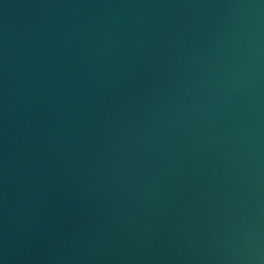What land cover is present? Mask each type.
I'll list each match as a JSON object with an SVG mask.
<instances>
[{
    "label": "water",
    "instance_id": "95a60500",
    "mask_svg": "<svg viewBox=\"0 0 264 264\" xmlns=\"http://www.w3.org/2000/svg\"><path fill=\"white\" fill-rule=\"evenodd\" d=\"M0 264H264V0H0Z\"/></svg>",
    "mask_w": 264,
    "mask_h": 264
}]
</instances>
